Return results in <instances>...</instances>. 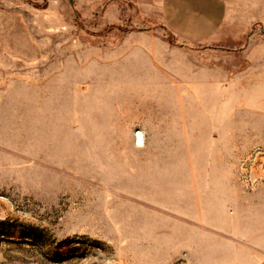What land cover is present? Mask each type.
<instances>
[{"label": "rangeland", "instance_id": "374dc122", "mask_svg": "<svg viewBox=\"0 0 264 264\" xmlns=\"http://www.w3.org/2000/svg\"><path fill=\"white\" fill-rule=\"evenodd\" d=\"M0 264H264V0H0Z\"/></svg>", "mask_w": 264, "mask_h": 264}, {"label": "bare ground", "instance_id": "6f19581e", "mask_svg": "<svg viewBox=\"0 0 264 264\" xmlns=\"http://www.w3.org/2000/svg\"><path fill=\"white\" fill-rule=\"evenodd\" d=\"M139 142V140H137Z\"/></svg>", "mask_w": 264, "mask_h": 264}]
</instances>
